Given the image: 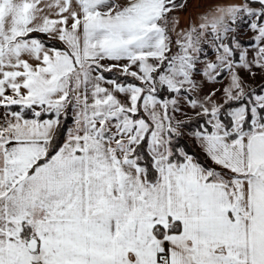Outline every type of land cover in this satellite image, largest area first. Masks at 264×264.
I'll return each instance as SVG.
<instances>
[{"label":"snow or ice","instance_id":"snow-or-ice-1","mask_svg":"<svg viewBox=\"0 0 264 264\" xmlns=\"http://www.w3.org/2000/svg\"><path fill=\"white\" fill-rule=\"evenodd\" d=\"M0 264H264V0H0Z\"/></svg>","mask_w":264,"mask_h":264}]
</instances>
